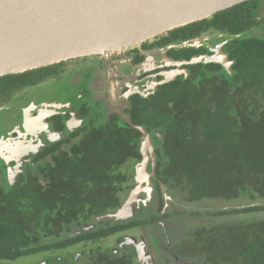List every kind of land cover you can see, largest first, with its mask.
Wrapping results in <instances>:
<instances>
[{"label": "trees", "instance_id": "16d2710c", "mask_svg": "<svg viewBox=\"0 0 264 264\" xmlns=\"http://www.w3.org/2000/svg\"><path fill=\"white\" fill-rule=\"evenodd\" d=\"M263 1L155 41L165 47L207 32L237 37L224 49L233 62L231 74L220 64L188 66L189 78L131 101L141 117L132 122L149 132L155 147L153 183L159 191L164 185L181 209L193 207L183 213L193 225L186 244L200 264H264V36L254 35L263 25ZM170 54L191 61L209 52ZM64 66L1 78L0 107L17 93L59 80ZM67 138L33 156L15 184L0 167V264H30L34 256L42 257L40 264H139L136 249L128 253L119 243L123 233L157 216L120 225L99 218L122 206L134 167L143 160L142 134L113 115L87 117L85 127ZM148 170L152 173V164ZM211 203L217 206L206 208ZM110 237L114 248L102 245Z\"/></svg>", "mask_w": 264, "mask_h": 264}, {"label": "flooded vegetation", "instance_id": "af4514ba", "mask_svg": "<svg viewBox=\"0 0 264 264\" xmlns=\"http://www.w3.org/2000/svg\"><path fill=\"white\" fill-rule=\"evenodd\" d=\"M215 36L221 37L219 33L207 32L199 37L205 40L199 48L189 49L205 50L209 52L205 55H213L212 50L221 45L216 48L210 46L209 42ZM161 37L121 52L62 63L65 66L59 80L49 79L28 88L14 95L9 105L1 106L0 109L4 110L0 112V167L2 170L6 168L7 180L15 184L23 174L25 165L32 162L33 156L38 155L49 143L69 141V134L85 127L87 117L104 116L105 119L116 115L122 118L121 114L124 113L131 120L141 119L131 102L134 97H141V92L147 98L154 95L162 86L158 83L165 80L166 74L187 70L188 75L180 74L175 80L182 76L189 78L188 66H174V63L186 60H175L170 54L176 50L169 49L170 46L181 44L158 47L155 41ZM226 45L222 48L224 52ZM69 68L73 71L68 72ZM65 78L73 79L70 87L61 86ZM43 88L54 89L56 92L44 93ZM128 99L130 109L125 105ZM56 106L61 107L56 109ZM43 118L46 120H41ZM134 168V180L122 206L117 212L99 220H109L108 225H120L135 219L141 221V216L145 219L157 216L156 221L152 220L123 233L124 239L119 246L127 247L128 253L135 248L139 264H200L186 244L193 225L191 219L183 213L185 210L193 212V207L184 206L181 209L182 204L169 196L164 185L162 190L157 189L153 177L151 182L154 190L153 195H150L147 184L141 185V182L136 181V166ZM119 212L122 218L114 217ZM83 228L90 231L92 227L84 225ZM134 231L139 234L138 237L128 235ZM81 232L78 230L76 234ZM185 233L189 235L186 237ZM107 239L114 240L115 237ZM141 247L144 248L142 257L139 254Z\"/></svg>", "mask_w": 264, "mask_h": 264}, {"label": "water", "instance_id": "95a60500", "mask_svg": "<svg viewBox=\"0 0 264 264\" xmlns=\"http://www.w3.org/2000/svg\"><path fill=\"white\" fill-rule=\"evenodd\" d=\"M250 1L253 0H0V79L71 60L121 52ZM236 38L231 37L213 49V55L173 62L174 66L214 63L231 74L233 62L222 48ZM202 40L197 38L169 49L199 48ZM184 73L189 74L187 70L166 74L165 80L158 84L170 83ZM141 96L147 98L143 92ZM125 105L131 108L129 99ZM121 115L143 136V160L136 166V181L141 185L146 183L149 194L153 195L151 178L156 177L157 158L151 135L136 126L128 115ZM158 137L163 139V134ZM151 161L152 173H149ZM114 217H121V212ZM143 253L141 247V257Z\"/></svg>", "mask_w": 264, "mask_h": 264}, {"label": "rangeland", "instance_id": "374dc122", "mask_svg": "<svg viewBox=\"0 0 264 264\" xmlns=\"http://www.w3.org/2000/svg\"><path fill=\"white\" fill-rule=\"evenodd\" d=\"M262 5H263V11H262V13H261V21L263 22V25L259 28V29H257V30H255L254 31V35H257V36H264V2L262 3ZM227 40H228V38L226 37H218V36H215V37H213L212 39H211V42H209L210 43V46L211 47H213V48H216V46H218V45H220V44H223V43H225V42H227ZM205 42V40H202L201 41V44L202 43H204ZM69 71L68 72H72L73 71V69L72 68H69L68 69ZM72 82H73V79H67V78H65L64 80H63V82L61 83V86L62 87H70L71 85H72ZM42 91H44V93H55L56 91L54 90V89H52V90H49V89H47V88H43V90ZM27 122H28V119H27ZM213 204V205H212ZM211 206H207L206 208H208V207H216L217 206V203H211L210 204ZM222 207H224V206H222ZM221 208V207H220ZM148 211V210H147ZM261 216H263V214L261 215ZM130 237H132L131 235H133V236H139V234H137V232H131V233H129L128 234ZM188 236L189 234H184V236ZM186 236V237H187ZM118 244V243H117ZM102 245L104 246V247H111V248H113L114 246H116V244H115V241L114 240H110V239H107V240H104L103 242H102ZM41 256H34V257H30V259H28V262L30 263V264H40V260H41ZM27 260H23V261H19V262H16V263H12V264H22V262H26Z\"/></svg>", "mask_w": 264, "mask_h": 264}]
</instances>
